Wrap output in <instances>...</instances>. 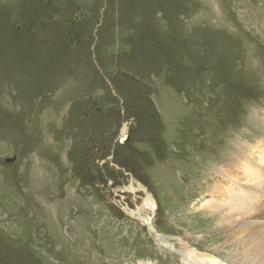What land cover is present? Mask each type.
I'll list each match as a JSON object with an SVG mask.
<instances>
[{
    "label": "rangeland",
    "instance_id": "rangeland-1",
    "mask_svg": "<svg viewBox=\"0 0 264 264\" xmlns=\"http://www.w3.org/2000/svg\"><path fill=\"white\" fill-rule=\"evenodd\" d=\"M263 139L264 0H0V264H234Z\"/></svg>",
    "mask_w": 264,
    "mask_h": 264
},
{
    "label": "bare ground",
    "instance_id": "bare-ground-1",
    "mask_svg": "<svg viewBox=\"0 0 264 264\" xmlns=\"http://www.w3.org/2000/svg\"><path fill=\"white\" fill-rule=\"evenodd\" d=\"M126 128H128L127 125L123 129V136L127 133ZM259 141H257L256 144H250L247 146V149L250 152L245 153V159L236 165L238 169H235V174H226L227 172L225 173V171L219 172L221 182L219 181L220 184L218 183L216 186L214 185L215 187H213V194L215 196L224 195V198L220 199L218 202L220 206L225 204L227 205L225 207L228 208V216H233L239 213H247L252 216L251 219H243L244 222L242 223H238V221V224L231 222V232L235 234V238L237 240L241 238V240H248V237L249 239H252L253 236L257 241V244L250 242L240 247L236 253H233L231 258L226 259L229 263L264 264V145L262 148L260 147L262 143H264V139L261 142ZM253 152L260 153L258 159L253 158ZM240 169L243 170V173L238 172ZM139 188H144V191L147 194L143 202V206L145 207L144 209H149L151 214L156 213L158 208V203L155 199L156 196L154 197L145 185L139 182V186L137 187L132 181V183L127 187V189L132 192H136ZM238 193H241L243 196ZM245 193L249 196L251 195V202L246 199L248 195L245 196ZM130 213L132 215H137L136 213H138L139 217L144 219V221H147L151 230L155 228L153 224V215L149 216L148 219H145L146 217L142 215L141 207L138 208L137 212L130 210ZM153 232H155L157 236H160L157 229ZM160 238L164 240V246L168 249L171 250L174 248L173 243L166 240L163 236H160ZM177 250L179 251L180 249ZM188 252L189 256H192L193 258L187 256V259L192 260L194 264H226L222 258H214L215 256L210 257L207 254H198L192 250H188Z\"/></svg>",
    "mask_w": 264,
    "mask_h": 264
},
{
    "label": "water",
    "instance_id": "water-1",
    "mask_svg": "<svg viewBox=\"0 0 264 264\" xmlns=\"http://www.w3.org/2000/svg\"><path fill=\"white\" fill-rule=\"evenodd\" d=\"M14 160H15L14 157L13 158H7L8 162H13Z\"/></svg>",
    "mask_w": 264,
    "mask_h": 264
}]
</instances>
